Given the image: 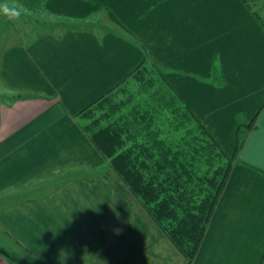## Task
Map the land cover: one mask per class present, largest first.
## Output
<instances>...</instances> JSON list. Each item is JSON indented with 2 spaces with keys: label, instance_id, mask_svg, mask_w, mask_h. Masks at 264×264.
Wrapping results in <instances>:
<instances>
[{
  "label": "crops",
  "instance_id": "obj_1",
  "mask_svg": "<svg viewBox=\"0 0 264 264\" xmlns=\"http://www.w3.org/2000/svg\"><path fill=\"white\" fill-rule=\"evenodd\" d=\"M13 1L62 23L0 40V264H187L77 117L144 60L225 153L255 116L190 264H264V0Z\"/></svg>",
  "mask_w": 264,
  "mask_h": 264
},
{
  "label": "trees",
  "instance_id": "obj_2",
  "mask_svg": "<svg viewBox=\"0 0 264 264\" xmlns=\"http://www.w3.org/2000/svg\"><path fill=\"white\" fill-rule=\"evenodd\" d=\"M81 128L190 264L255 116L231 154L149 60L78 115Z\"/></svg>",
  "mask_w": 264,
  "mask_h": 264
},
{
  "label": "rangeland",
  "instance_id": "obj_3",
  "mask_svg": "<svg viewBox=\"0 0 264 264\" xmlns=\"http://www.w3.org/2000/svg\"><path fill=\"white\" fill-rule=\"evenodd\" d=\"M2 2L4 3V2H6V0H0V3H2ZM7 2L8 3H15V1H13V0H7ZM98 12H101V11L99 10L96 13H98ZM99 16H100V13L93 15V17L91 16L93 18L92 21L97 20ZM37 20L39 22H42V23L40 25H37L36 24V23H38V22H36ZM75 22H78V21L74 20V19H68L67 20V23L78 24ZM59 23H62V21L60 19H57V18L49 16V15L44 16V14L42 12H40V14L38 15V13L35 14L32 11L31 12L27 11V13L25 15H22L18 20H9L6 17L0 15V40L2 41L4 39H8V40L12 39V38H8L6 35H7V33L13 32L15 29L16 30L19 29L22 32H27V33H30L31 32L30 30H34L37 28H47V29H53L54 28L56 30H59L61 28L60 25H58ZM32 32H34V31H32ZM238 119L240 121H242V120L247 121L248 120V118H246L245 116L240 115V114L238 115ZM8 243H9V247H12L14 250L15 246H13L12 243H10V242H8ZM0 246H3V243L1 241H0Z\"/></svg>",
  "mask_w": 264,
  "mask_h": 264
},
{
  "label": "clouds",
  "instance_id": "obj_4",
  "mask_svg": "<svg viewBox=\"0 0 264 264\" xmlns=\"http://www.w3.org/2000/svg\"><path fill=\"white\" fill-rule=\"evenodd\" d=\"M27 13V9L16 3H0V15L9 20H18L22 15Z\"/></svg>",
  "mask_w": 264,
  "mask_h": 264
}]
</instances>
